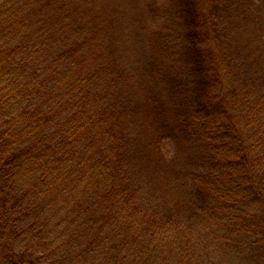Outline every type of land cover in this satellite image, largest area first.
I'll use <instances>...</instances> for the list:
<instances>
[{"label":"trees","instance_id":"16d2710c","mask_svg":"<svg viewBox=\"0 0 264 264\" xmlns=\"http://www.w3.org/2000/svg\"><path fill=\"white\" fill-rule=\"evenodd\" d=\"M88 1L72 11L84 37L50 51L65 2L0 0V258L25 262L19 236L40 227L45 245L65 236L45 254L29 251L27 264H70L73 254L76 264H151L168 231L186 234L164 245L177 264L191 255L187 243L218 250L208 243L218 234L247 264H262L264 72L247 70L230 29L253 11L250 0H169L170 26L156 33L164 51L143 68L145 103L132 93L140 74L119 51H75L97 48L100 18ZM144 142L169 165V209L141 171Z\"/></svg>","mask_w":264,"mask_h":264},{"label":"rangeland","instance_id":"374dc122","mask_svg":"<svg viewBox=\"0 0 264 264\" xmlns=\"http://www.w3.org/2000/svg\"><path fill=\"white\" fill-rule=\"evenodd\" d=\"M47 3H51L52 0H45ZM57 1V0H54ZM62 2V0H60ZM65 4L62 3L57 15H59L58 20L55 25L60 31L55 30V41L52 45L50 51H55L57 48L61 47L64 41L72 40L73 38H82L85 34L86 23H76L77 13L73 14L74 6L80 5L84 8V0H63ZM87 1V0H85ZM88 4H91L98 18H100L98 24H101V30L99 31V39L97 42V48L91 46L87 49V46L79 48L75 51H87L89 54L100 55L101 51H119L122 57L125 59V63L130 67L132 73L139 72L140 76L132 81V93L139 102H146L148 94L150 93V88L147 85L146 74L143 71L145 63L148 58L154 53V51H164L159 42V39L163 38V35L156 34L158 30L163 31L164 34L167 32V27L170 23L167 20L166 14L163 11V7L169 0H90ZM171 1V0H170ZM87 4V7H88ZM250 5H252L253 11L251 13H246L244 22H231L230 29L235 30L236 39L233 45H238L241 41V48L238 51V56L245 60V67L252 73H263L264 72V60L261 59V52L264 51L262 46L264 40V0H250ZM79 6V7H80ZM164 7V10H165ZM165 26V28H164ZM174 28V27H173ZM170 33V32H169ZM168 33V34H169ZM167 34V35H168ZM166 35V36H167ZM165 40L168 37H164ZM110 43L113 47L109 49ZM49 45V44H48ZM47 45V48H48ZM67 46L65 44L64 48ZM101 50V51H100ZM83 54V53H80ZM160 97L164 100L167 99L166 93L162 90ZM222 106H227V104H222ZM213 114L210 115V118ZM140 157L139 162L141 164V171L152 178L150 189L158 197V201L163 202L169 209L170 198L163 199L164 194V182L170 175V168L167 163L160 159L154 152L146 147V142L139 143ZM71 203L77 200H70ZM62 207V206H61ZM70 211L63 208L59 213L53 216L48 225H45L50 229L55 223L60 222L62 218ZM38 222L43 219V217H35ZM69 219V218H68ZM31 221V219H29ZM60 228V226H59ZM64 229V228H63ZM63 229L58 232V234H52V242L44 244V241H40L39 237L46 232V228H38V234L36 232L27 233L25 236H19L20 241L16 244V249L19 251L24 245H21L22 241L26 242L27 251L24 247L17 257H22L25 262H21V259L15 258L18 262L17 264H27V260L30 257L29 251L31 252V257L36 256L41 250L44 254L51 250L53 247H58L61 244V239L65 235ZM65 233V232H64ZM186 234L175 235L173 232L166 233L161 239L163 241L166 238L165 243L161 242L160 248L151 257V264H177L175 259H180L176 253L168 255L169 249L165 248V244L168 239L178 243L182 241L183 236ZM39 236V237H38ZM219 237L211 239L208 243L219 244L218 250L210 249L211 255L205 252L206 247L203 244L197 243H187L184 246H189L191 249L183 250V254L190 253L188 259L184 260L185 264H247V259L240 257V255H235L236 251L231 248L227 243L222 242L220 234ZM230 242V241H227ZM222 243H224L222 245ZM199 245V246H196ZM221 248V250H219ZM59 251V250H58ZM61 254V253H60ZM201 255V256H200ZM71 257L72 263L67 259L65 262L70 264H76L78 259L73 254ZM76 257V258H75ZM169 257L170 261H165V258ZM175 257V258H174ZM213 258V259H212ZM36 259V258H34ZM77 259V261H75ZM13 258V262L16 261ZM45 261V259L40 258L36 260L38 264ZM162 260V261H161ZM0 258V264H11ZM5 262V263H4ZM259 263V262H257ZM264 264V262L262 263Z\"/></svg>","mask_w":264,"mask_h":264}]
</instances>
